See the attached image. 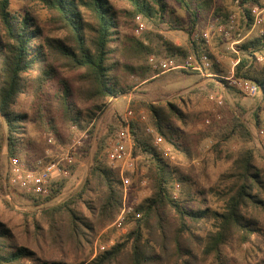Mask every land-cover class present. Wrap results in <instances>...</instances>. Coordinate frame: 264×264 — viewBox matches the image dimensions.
<instances>
[{"label": "trees", "instance_id": "trees-1", "mask_svg": "<svg viewBox=\"0 0 264 264\" xmlns=\"http://www.w3.org/2000/svg\"><path fill=\"white\" fill-rule=\"evenodd\" d=\"M175 1L186 20L167 0H24L16 10L11 8V0H0V148L5 144L7 158L6 168L0 164V193H11L10 157L32 162L39 156L32 153V142L25 141L29 115L21 110L22 96L36 104L37 125L53 137L56 153L65 146L72 126L80 131L92 123L89 141L76 157H87L94 146L83 183L56 205L49 202L74 173L76 157L66 167L69 176L53 178L46 195L15 188L35 210L25 214L21 234L0 219V264H239L231 251L247 243L255 248L251 264H264V146L248 145L254 137L244 118L247 109L225 97L221 118L214 122L209 136L215 140V150L229 141L241 145L228 156L229 167L219 179L221 187L211 190L222 202V209H211L204 200H198L186 188L192 184L189 175L171 167L153 146L145 125L131 119V154L141 158L148 195L133 205L124 222L127 232L109 248L93 258L76 257L73 263L64 252L66 247L85 252L122 209V182L110 165L106 149L124 122L114 117L95 127L109 101L132 90L127 75H139L145 83L159 88L156 90L161 93L149 92L155 101L140 99L149 112V124L165 143L189 152L174 122L185 124L188 115L175 102L166 100L168 94L162 87L195 72L178 68L162 73L151 69L149 57L172 59L178 65L191 54L198 59L203 54L211 58L204 37L209 19L218 18V24L226 28L233 21L217 0ZM231 1H237L240 25L249 31L253 25L251 10L262 0ZM119 2L128 8L120 10ZM38 8L46 12L44 25ZM120 13L133 19L141 17L144 24L146 21L142 38L121 34ZM164 28L185 31L186 46L164 39L158 32ZM237 47L240 53L234 76L255 83L264 96V65L255 64L256 54L264 53V30L262 34L252 33ZM211 69L220 76L219 65L213 64ZM222 82L231 88L218 77L195 91L220 96L225 90ZM45 98L56 105L53 117H47ZM253 113L256 125L264 128L258 112ZM58 121L70 130L67 137ZM125 175L130 176L129 171ZM176 185L180 188L177 197L173 194Z\"/></svg>", "mask_w": 264, "mask_h": 264}, {"label": "rangeland", "instance_id": "rangeland-1", "mask_svg": "<svg viewBox=\"0 0 264 264\" xmlns=\"http://www.w3.org/2000/svg\"><path fill=\"white\" fill-rule=\"evenodd\" d=\"M167 1L174 11L183 20H186L185 13L179 4L175 0ZM217 3L222 5L226 11L231 16H233V27L229 26L226 28V25L218 24V18L209 19L204 33H207V45L212 55L211 58H208L210 61V66L208 68L202 69L201 71L191 69V71L195 72L194 74L178 81L170 82L164 85L162 88L164 93L168 94L165 95L166 100L175 102L181 108V110L188 115V119L185 124L178 121L174 122L176 123L178 131L182 136L181 143L186 145L189 152L179 150L178 148L166 143L170 148L171 157L165 160L171 167H175L185 175H189L191 179L190 183L192 184H186V188H190L191 191L197 195L198 200H204V204L211 209L220 210L222 209V202L212 194L211 190H216L221 187L219 179L221 174L229 167L228 156L234 152L238 146L241 145H238L237 142L229 141L219 147V150H215V140L212 136H209V131L214 128V122L221 118L220 107L224 104V97L231 104H233L235 101H239L247 109L244 118L247 120L254 137V141L248 143V145H254L259 149L264 146V134L260 132L262 128L256 125L255 116L253 113L258 112L260 120L264 121V96H262L258 88L256 93L247 94L231 83L232 78L235 77L234 67L237 63V56L240 53L237 45L242 43V41L252 33L260 34L261 29L264 30V0H262L261 3V16L263 18V23L261 26L256 27L252 25L249 31H246L245 28L240 25V8L237 1L217 0ZM23 5L24 0H11V8L13 10L20 9ZM118 7L120 10L128 8V6H125L120 2L118 3ZM38 13L40 16V23L44 25L43 21L47 17L45 10L38 8ZM139 18L140 19H138V17L135 19L128 18L126 15L120 13L121 34L124 36L142 38L143 31L145 29V25L147 27V23L145 21L144 24L142 18ZM139 23H143L144 28L137 32ZM148 29H151V27H148ZM158 32L163 35L164 39L174 43L175 45L186 46L185 31L166 30V28H164ZM193 56L197 58L195 55ZM155 59L157 58L155 57ZM164 59L166 58H158V60ZM213 64H217L221 68L222 72L220 73V76L211 69ZM255 64L258 66L264 65V53L256 54ZM151 69L154 70L152 65ZM218 77H220V79H224L226 84L231 87L226 88L224 86L225 83L222 82L221 85L224 87L223 89H225L223 95L216 96V93H209V95H207L202 91H195V89L203 87L208 81L215 80ZM126 81L127 84L132 87V90H129L128 93L115 98L111 102L109 101V106L107 109L100 115L99 119L97 118L96 120V129L102 127L103 122L110 118L121 117L123 119L124 113L127 110L132 111L131 119H136L144 125H150L149 112L140 102V99L144 98L148 102L155 101L153 100L154 97H152L149 92L161 93L159 90H156L159 88L156 87L155 89L156 85H151L149 82L145 83L142 81V78L139 75H127ZM138 90L147 91L148 93L134 92ZM19 103L21 110L27 112L29 115L28 121L26 123L25 141L29 142L30 140L32 142V153L41 156L46 149H50V151L56 153L58 148L53 147L54 139L53 145L48 143L47 140L51 136H49L46 131L42 130L37 125V108L36 104L32 102V98L22 96ZM43 105L47 112V117L55 116V113H57V108L52 99L45 98L43 100ZM91 124L85 130L80 131L76 126L75 129H73L72 126L71 135H69V139L66 141L63 149L71 142L74 137L81 138V145L78 147L77 151L83 146L84 143H87L89 141L88 129L90 128ZM58 125L60 126L65 137H67L70 130L64 127L61 121H58ZM93 147L94 146L92 145L90 151L88 152V156L85 158L79 157V155L76 157L75 154L77 151H75L73 156L74 160L75 157L78 159L77 168L67 179L60 194L54 200L49 202V205H56L60 201H63L81 186L87 175V169L91 162L90 159L93 152ZM0 164H2L4 168L7 167L5 144H2L0 148ZM111 164L112 163L110 162V165ZM144 171L145 169L142 167L141 158L133 157V166L129 170L130 176H128L130 183L126 189H123L122 187V207L126 206L132 209L134 204L138 203L142 198L148 195L147 180L142 176ZM10 190V197L0 193V219L21 234L26 223L25 214L35 210V207H33V205L23 196H20V192L17 189L12 188ZM179 191V186H175L173 192L174 196L177 197L179 195ZM130 213L128 215H130ZM126 232L127 225H124L123 223L121 227H117L113 222L97 233L93 245L90 248H86L84 250L85 252L81 250L73 251L70 247H66L64 252L68 257V261L72 263L73 259L76 257H78L77 259H81V257L84 256L93 258L100 251L109 248ZM254 251V245L252 243H247L242 247H234L231 251V255L235 257L239 264H251L252 258L255 254Z\"/></svg>", "mask_w": 264, "mask_h": 264}, {"label": "built area", "instance_id": "built-area-1", "mask_svg": "<svg viewBox=\"0 0 264 264\" xmlns=\"http://www.w3.org/2000/svg\"><path fill=\"white\" fill-rule=\"evenodd\" d=\"M253 15V26H261L263 18L261 16L262 6H254L251 10ZM138 19H140L138 17ZM233 21V16H230ZM230 27H233L230 25ZM144 28L143 23L138 24L137 32ZM263 33L261 29L260 34ZM207 38V33H204ZM199 60V61H198ZM149 61L154 69H159L162 73L169 72L178 68H188L201 71L210 66V61L207 55L203 54L199 59L190 55L184 64L178 65L172 59L158 60L154 56L149 57ZM231 83L238 87L241 91L247 94L257 92V85L242 77H233ZM132 111L127 110L124 113L123 122L124 128L117 133L106 149V155L112 167L117 170L118 176L122 182L123 189H126L130 183V179L125 175L133 166V156L131 154V135H130V120ZM75 129V126H73ZM145 131L152 137L153 146L162 158L171 157L170 148L165 143L164 139L156 133L153 127L145 125ZM264 134V128L260 131ZM48 143L53 145V138H48ZM81 145V138L74 137L66 147L58 153L46 149L41 156H38L34 161L27 162L16 157H10L8 166L11 172L8 185L10 189L17 188L27 194H42L48 193V185L53 178L69 176V170L66 168L74 161V153ZM178 187V185H176ZM10 197V193L6 194ZM131 208L122 207L118 217L114 221V225L121 227L126 219V216L131 212ZM103 248V247H102Z\"/></svg>", "mask_w": 264, "mask_h": 264}]
</instances>
